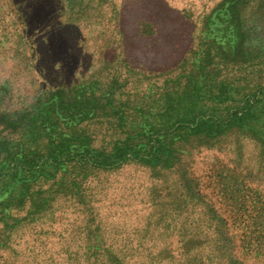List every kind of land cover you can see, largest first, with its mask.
Segmentation results:
<instances>
[{"label": "rangeland", "instance_id": "374dc122", "mask_svg": "<svg viewBox=\"0 0 264 264\" xmlns=\"http://www.w3.org/2000/svg\"><path fill=\"white\" fill-rule=\"evenodd\" d=\"M0 264H264V0H0Z\"/></svg>", "mask_w": 264, "mask_h": 264}, {"label": "trees", "instance_id": "16d2710c", "mask_svg": "<svg viewBox=\"0 0 264 264\" xmlns=\"http://www.w3.org/2000/svg\"><path fill=\"white\" fill-rule=\"evenodd\" d=\"M129 66L125 65L124 68H128ZM131 69V70H130ZM136 69H132V68H128V70L125 72V76H122V79L118 80L119 84L121 85V87L126 88L127 85L129 84V79L127 77L128 71L133 72ZM179 71V66L177 68H163L162 70H159L158 72H145L142 71L143 74L147 73V78H144V80H138L140 84V87L142 90V93H147L148 89L151 86H165L169 81H172V79H175V77H177V75H179L178 73ZM135 79V78H134ZM135 83V82H134ZM58 101V104L60 107L64 106L66 103V97L64 96V92L63 91H59L56 92V98ZM64 109V108H63ZM70 118V120H72V115L68 116ZM79 146H81L84 149H88L90 146L88 144V142H83V144H80ZM80 158L81 159H77L76 157L70 158L68 160L69 163L65 164L66 166H72V167H78L79 169H81L83 172H85L87 175L92 174L93 172H100V171H108V170H118L119 168H121V166L125 165V164H129V163H133V164H145L143 160H130L127 162H123V163H119L116 164L112 167H105L103 164H95V163H91V161L88 158L83 157V155L80 153ZM77 159V160H76ZM93 171V172H92Z\"/></svg>", "mask_w": 264, "mask_h": 264}]
</instances>
